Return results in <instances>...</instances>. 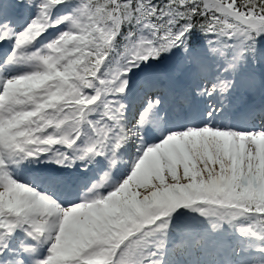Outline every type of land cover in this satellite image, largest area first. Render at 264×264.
Instances as JSON below:
<instances>
[{"label":"snow or ice","instance_id":"1","mask_svg":"<svg viewBox=\"0 0 264 264\" xmlns=\"http://www.w3.org/2000/svg\"><path fill=\"white\" fill-rule=\"evenodd\" d=\"M14 8L33 13L22 27ZM52 28L57 36L26 54ZM197 30L206 50L189 43ZM261 38L264 0L0 3V264H161L142 245L180 221L181 209L199 213L213 229L250 215L254 223L241 233L264 241V128L239 132L215 123L238 76L245 88L256 87L255 74L241 72V65ZM118 48V66L105 72ZM176 53L169 72L143 71ZM31 60L42 70L8 75ZM133 90L143 108L125 127L121 98ZM217 95L221 102L208 105L202 123L158 127L160 142L147 145L146 125L162 98L179 111L192 108L194 97ZM130 141L138 146V162L118 186L93 184L95 199L85 194L77 202L59 192L69 186L59 174L37 189L6 170L13 157L81 170L105 157L114 166L117 150ZM17 228L44 238L46 255L25 249L9 256L6 238Z\"/></svg>","mask_w":264,"mask_h":264},{"label":"bare ground","instance_id":"2","mask_svg":"<svg viewBox=\"0 0 264 264\" xmlns=\"http://www.w3.org/2000/svg\"><path fill=\"white\" fill-rule=\"evenodd\" d=\"M17 18H19V20H22V19H24V17H25V15H23V16H21V15H19V16H16ZM21 26V24H19L18 25V27H20ZM138 99V97H136V100ZM232 99L233 98H231V97H229L228 99H226V100H228V105H230V103H231V101H232ZM131 100V99H130ZM130 100H128V101H125V103H126V109H125V111H124V117H123V120H122V123H123V125L125 124V123H128L129 122V120H130V117H129V115H131L130 113L132 112V110H133V108H134V106L135 105H133V104H135V103H133V102H131ZM221 100V99H220ZM233 102V101H232ZM251 106H254L252 103H250V105H249V107H251ZM228 108V106H225V104L223 105V110H226ZM262 108H264V103H262L261 104V106H259L258 108H255V107H252V109H253V111H256V110H261ZM252 109H249L248 111H250V110H252ZM245 112H246V110H244ZM248 111H247V113H248ZM168 112V109H166L165 111H164V113H165V115L164 116H166V117H168V115L166 114ZM256 113V112H255ZM224 115V114H223ZM262 115V114H261ZM226 117V115L223 117V119ZM246 119H247V121H249V120H251V118L250 117H246ZM157 122V121H159V123H158V125H157V127H156V129L158 130V127H161V122H162V120H160V117L157 115V114H153V116L149 119V122ZM148 122V123H149ZM131 144V141L130 142H128V143H126V144H124L123 146H122V148L121 149H124V151H125V153H124V156L126 157L124 160H123V162H121V160H119L118 159V157L120 158V154L117 152V156L118 157H116V164H115V166L116 167H119V168H123V170H125V169H129L130 168V164L131 163H133L134 161H137L138 160V158H139V156H138V152H139V149H138V146H137V144L134 146L136 149L135 150H130V147H129V145ZM121 149H119L120 150V152H121ZM122 170V171H123ZM81 171H83V172H87V170H81V168H75V170L73 171V173H72V175H71V180L72 181H77V179H78V174H79V172H81ZM76 194H74L73 196H71V197H69V198H71V199H73V200H76L77 202H78V200L80 199H76ZM217 232H215L214 234H216ZM208 235L209 236H211V235H213V232H208ZM217 236H219L218 234H216ZM208 237V236H207ZM179 238V237H178ZM203 240H201V245H199V247H198V249H200V251H202L205 247H206V245L205 246H202V244H203V242L206 240L205 239V236H203V237H201ZM7 239V243H8V247H9V256H13V255H15V253H17L18 251L16 250V248L11 244V242H10V239L9 238H6ZM41 240V243H44V242H46V240L44 239V238H41L40 239ZM190 241H192L191 239L189 240V239H186V244L188 243V242H190ZM27 243H30L28 240H24V244H27ZM175 245H178V243L177 242H175L174 243ZM32 246H34L33 248H32V250L34 251V252H38V248L39 247H37L36 245H32ZM213 249V248H212ZM184 253H185V255H187L189 252L187 251V250H185V252H183V251H180L178 254H177V256L176 255H169V257H162L161 258V256H157V258H158V261H163V263L162 264H164V263H166V264H176V259L177 258H182L183 256H184ZM38 254V253H37ZM167 254V253H166ZM169 258H171L172 259V261H170V259Z\"/></svg>","mask_w":264,"mask_h":264},{"label":"rangeland","instance_id":"3","mask_svg":"<svg viewBox=\"0 0 264 264\" xmlns=\"http://www.w3.org/2000/svg\"><path fill=\"white\" fill-rule=\"evenodd\" d=\"M63 10H65V12H69V10L68 9H63ZM63 10H61V14H63V13H65V12H62ZM50 40L51 39H48L46 42H50ZM262 43H264V38H262ZM45 44V43H44ZM41 47H43V44L41 43L40 45H36L34 48H32L31 50H28V49H26V54H30L31 52H33V51H36V50H38V49H40ZM115 53V52H114ZM46 54V53H45ZM180 54L179 53H176L175 55H173V54H168L167 56L169 57V58H165V60H167V62H165V65H169V63H171V61H170V59H171V57L172 56H174V57H176V56H179ZM113 56H114V59H113V62L112 63H110V64H108L105 68H104V71L105 72H108V73H111L113 70H115V68L118 66V61H119V54L118 55H114L113 54ZM32 63V65L30 66V68L28 69V72L27 73H31V72H35V71H38V70H41L42 69V65L40 64V62L39 61H36V60H32V62H30L29 63V65ZM219 63H221L220 62V60H219ZM255 64H253V66H245V65H241V72H246V73H254V72H256V74H255V76H256V78H257V84H256V87L255 88H253V90H252V92L251 93H253V91L255 92V96H256V94L257 93H259L260 92V76L258 75L257 76V74L259 73V71H258V69H257V67H259V64L258 63H256V62H254ZM221 64H223V61H222V63ZM264 64V63H263ZM160 65V64H159ZM156 66V65H155ZM159 71H163V69H161L160 70V68L158 69ZM260 74V73H259ZM228 76H230V73L229 74H227ZM239 77H237V80L240 82V79H238ZM237 81V82H238ZM241 84V83H240ZM236 86H237V84H235ZM242 88H245L243 85H242ZM38 95H43L44 94V92H43V89H40L39 91H38V93H37ZM181 211H184L185 212V216H184V219H183V221L184 222H190L191 220H193V221H195V222H197V220H198V217H196V218H194V214H198L199 215V213H197V212H195V211H191V210H185V209H181ZM188 214V215H187ZM200 217H202V216H200ZM202 219L203 220H205V218L204 217H202ZM237 223H234L233 225H231V229H233L234 231L237 229V232H239L240 231V229L241 228H246V227H249V226H251L253 223H254V220H253V217L252 216H247V215H244V216H241V217H239V218H237ZM227 224H228V222H227ZM227 226V225H226ZM225 226V227H226ZM229 229V228H228ZM175 230L176 231H179V230H181V228L178 226L177 227V225L175 226ZM240 233H241V231H240ZM158 233H156V234H154L152 237H149L148 238V240H147V243H146V246H144V248H146L148 245L147 244H150L148 241H150L151 239H153L154 238V242L156 241V235H157ZM241 235L242 236H244L247 240H246V246L248 245V242L250 241V240H257V244H259L260 246L262 245L261 244V241L260 240H258V239H256V238H254V237H252L250 234H242L241 233ZM249 244H251V242L249 243ZM263 252V251H262ZM261 260H262V263H264V253H263V255H262V258H260Z\"/></svg>","mask_w":264,"mask_h":264}]
</instances>
